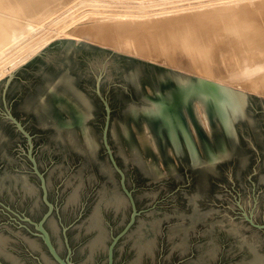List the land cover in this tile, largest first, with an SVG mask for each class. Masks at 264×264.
<instances>
[{"label": "water", "instance_id": "95a60500", "mask_svg": "<svg viewBox=\"0 0 264 264\" xmlns=\"http://www.w3.org/2000/svg\"><path fill=\"white\" fill-rule=\"evenodd\" d=\"M77 41L0 78V264H264V96Z\"/></svg>", "mask_w": 264, "mask_h": 264}, {"label": "bare ground", "instance_id": "6f19581e", "mask_svg": "<svg viewBox=\"0 0 264 264\" xmlns=\"http://www.w3.org/2000/svg\"><path fill=\"white\" fill-rule=\"evenodd\" d=\"M38 1L49 3L50 0ZM0 2H2V0ZM31 2L29 4H31ZM50 2H52V0ZM3 3L4 2H2V4ZM44 3L42 5H44ZM39 4L40 3L37 5L41 6V4ZM1 6L5 7V3ZM24 7L28 8V5ZM24 7L21 9L23 10ZM30 7L28 9H30ZM35 7L36 6H34V8ZM8 8L11 10L10 7ZM13 8L14 7H12V10H17ZM51 8L47 10L49 11ZM5 11L8 13L10 12L7 10ZM13 12L15 14L17 11ZM31 12L34 13V11ZM2 13H4L3 10ZM25 13H28V11ZM162 13L163 14L154 15V17L149 19L114 20L111 22L98 20L91 22L92 24L90 25H77L76 29L77 31L89 32L90 35L102 41L108 39L110 42L115 41L113 37L112 40L110 37L113 34L112 31H114L116 27H120L122 30H129L128 34L130 36L135 35L136 39H134V43L127 46V48H132L142 53L149 51L152 55H163L165 59H169L170 61L174 60L175 65L184 64V61L182 62L178 57H175L179 52L187 55L190 64L194 66L196 64L199 65L201 61H197L199 60L196 59L197 55L202 58H205V56L209 58L210 55L215 52L217 53L216 57L219 58L221 62H225L226 66L220 63V66L223 65L224 67H221L220 69L222 70L219 69V72H216L212 68V76L220 81L237 83L251 90H260L264 93V0L240 1L227 6H209L207 8H199L191 11L181 10L173 14L172 12L171 14H168L169 12L166 14H164L165 12ZM11 14L12 12L10 16ZM18 16L17 14V17ZM20 16L22 15L20 14ZM20 16L18 18H20ZM6 19L7 18H5V20ZM12 19L15 21V18ZM9 21H11V18L8 19V22ZM6 24L9 23L6 22ZM14 24L16 25V23ZM14 24H12V27H14ZM110 32H112V34ZM199 56L197 58H199ZM216 61L217 64H219L220 61H218V59ZM211 63L212 62H210V64ZM213 63H215V61ZM206 68L205 66L203 69L199 68V72L202 70L204 71ZM206 70L208 71V69Z\"/></svg>", "mask_w": 264, "mask_h": 264}, {"label": "rangeland", "instance_id": "374dc122", "mask_svg": "<svg viewBox=\"0 0 264 264\" xmlns=\"http://www.w3.org/2000/svg\"><path fill=\"white\" fill-rule=\"evenodd\" d=\"M5 1L2 0V2L5 3V7L7 6L6 9L4 6H1L4 3L2 4V2H0V11L2 14H0V78L27 61L30 57L42 49L50 40L60 37H69L75 38V44L78 43L77 39L80 38L138 58H142L203 78H208L210 80L212 79L213 81L219 83L264 96V93H262L260 90L255 91L251 90L250 88L238 85L237 83H227L226 81H220L216 77L212 76V68L216 72H219L221 67L226 66L225 62H221L219 58L216 57L217 53L215 52L210 55L209 58L206 56L205 58H202L197 55V57L199 56V58L196 57V59H199L197 61H201L199 64L200 66L196 64V67L193 64H190L187 55L179 52L177 55H175V57H178V59L180 61L182 60V62L184 61V64L175 65L174 60L170 61L169 59H165L163 55H152V53L149 51L142 53L132 48H127V46L132 45L134 43V39H136L135 35L130 36L128 34L129 30H122L120 27H116L114 31H112L113 34L110 32L112 34L110 39L112 40L113 37V40L115 41L110 42L108 39L102 41L97 39L95 36L90 35L89 32L77 31L76 29L77 25H90L92 24L91 22L98 20L111 22L114 20L149 19L154 17V15L160 13L163 14L162 12H165L164 14L168 12V14H171L172 12L173 14L181 10L191 11L199 8H207L209 6H227L240 1L248 2L253 0H52V2H50V0L49 3L47 2L48 5L47 3H44L43 1L39 2L38 0H33L34 2L32 0V2L28 0H14L15 2L13 0ZM7 2L10 4V6ZM30 2L31 4H29ZM38 3H40L42 7L38 6ZM43 3L44 5H42ZM50 3L53 4L51 5ZM25 5H28V8L30 6L33 7L28 9L27 7H24ZM34 6L36 7L34 8ZM8 7H10L11 10H9ZM12 7L16 8L17 10L14 8V10H12ZM23 7L24 9L22 10L21 8ZM25 8L29 14L25 13L27 12ZM49 8L51 9L48 11L47 9ZM2 10L4 13H2ZM5 10L10 12L8 13ZM13 11H17L15 13L16 15ZM31 11H34V13ZM11 12V16L13 17L10 16ZM19 13L22 16H20ZM17 14L20 16V18H18L19 16L17 17ZM9 16L11 21L8 22V19H10ZM5 18L7 19L5 20ZM12 18H15V21ZM6 22L9 24H6ZM14 23H16V25ZM12 24H14V27H12ZM212 56L215 57L213 58ZM217 59L220 61L219 64H217ZM214 61L215 63H213ZM210 62L212 63L210 64ZM220 63L225 65L220 66ZM203 65L207 67L206 69H208V71L204 69V71L202 70L199 72V68L203 69Z\"/></svg>", "mask_w": 264, "mask_h": 264}, {"label": "flooded vegetation", "instance_id": "af4514ba", "mask_svg": "<svg viewBox=\"0 0 264 264\" xmlns=\"http://www.w3.org/2000/svg\"><path fill=\"white\" fill-rule=\"evenodd\" d=\"M174 83V82H173ZM173 89V87L172 86H170V87H168L167 88V91H165V95L166 96H171V97H173V95L175 94V93H173V92H171V90ZM158 103H160L159 101H158ZM161 104V103H160ZM185 109H186V107H185ZM188 110V109H187ZM158 112V111H157ZM172 117L174 118L175 116L174 115H172ZM208 118H211L210 117V115L208 114ZM216 118H217V122H216V126H213V128H214V130H213V135H211V138L210 139H212V141L213 140H215L216 141V137H219V135L221 134V133H225V125L223 124V120H222V118L218 115V114H216ZM210 122V121H209ZM212 122V121H211ZM210 125H211V123H210ZM177 126H180V124L179 125H177ZM227 126V125H226ZM167 129V128H166ZM225 138V137H224ZM237 139H238V133H236V139H234V141H237Z\"/></svg>", "mask_w": 264, "mask_h": 264}]
</instances>
